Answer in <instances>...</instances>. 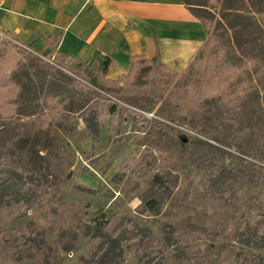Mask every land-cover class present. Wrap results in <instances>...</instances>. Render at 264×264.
Masks as SVG:
<instances>
[{"label":"rangeland","instance_id":"1","mask_svg":"<svg viewBox=\"0 0 264 264\" xmlns=\"http://www.w3.org/2000/svg\"><path fill=\"white\" fill-rule=\"evenodd\" d=\"M24 48L0 39V68ZM138 89L140 109L97 89L61 127L8 147L0 264H264V136L182 120L153 83Z\"/></svg>","mask_w":264,"mask_h":264},{"label":"trees","instance_id":"2","mask_svg":"<svg viewBox=\"0 0 264 264\" xmlns=\"http://www.w3.org/2000/svg\"><path fill=\"white\" fill-rule=\"evenodd\" d=\"M182 1L208 37L180 74L139 56L131 59L125 76L109 81L98 68L81 71V62L68 66L69 57L61 53L50 55L52 66L20 49L21 62L0 68V166L14 142L37 137L51 125L61 127L66 116L86 109L91 93L112 87L121 102L140 109L138 88L153 83L182 120H206L229 128L233 136H264V0ZM156 204L147 200L138 210L154 211Z\"/></svg>","mask_w":264,"mask_h":264},{"label":"crops","instance_id":"3","mask_svg":"<svg viewBox=\"0 0 264 264\" xmlns=\"http://www.w3.org/2000/svg\"><path fill=\"white\" fill-rule=\"evenodd\" d=\"M9 36L38 56L86 62L109 81L139 56L180 74L208 37L182 0H0V39Z\"/></svg>","mask_w":264,"mask_h":264}]
</instances>
